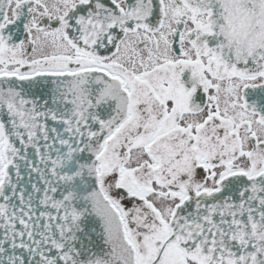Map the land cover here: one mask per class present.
Masks as SVG:
<instances>
[{"label":"snow or ice","instance_id":"obj_1","mask_svg":"<svg viewBox=\"0 0 264 264\" xmlns=\"http://www.w3.org/2000/svg\"><path fill=\"white\" fill-rule=\"evenodd\" d=\"M0 264H264V0H0Z\"/></svg>","mask_w":264,"mask_h":264}]
</instances>
